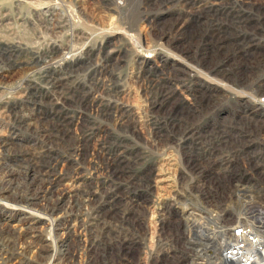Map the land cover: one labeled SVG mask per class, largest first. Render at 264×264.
Listing matches in <instances>:
<instances>
[{"label": "rangeland", "instance_id": "obj_1", "mask_svg": "<svg viewBox=\"0 0 264 264\" xmlns=\"http://www.w3.org/2000/svg\"><path fill=\"white\" fill-rule=\"evenodd\" d=\"M261 98L264 0H0V178L24 165L59 180L48 196L71 236L53 245L135 225L150 240V190L168 192L208 126L264 120ZM11 178L24 188L0 199V256L25 247L42 264L48 226L23 230L8 206L32 195L42 213L47 190Z\"/></svg>", "mask_w": 264, "mask_h": 264}, {"label": "built area", "instance_id": "obj_2", "mask_svg": "<svg viewBox=\"0 0 264 264\" xmlns=\"http://www.w3.org/2000/svg\"><path fill=\"white\" fill-rule=\"evenodd\" d=\"M236 124L205 128L216 136L187 149L168 192L150 190V240L135 224L85 234L42 264H264V120Z\"/></svg>", "mask_w": 264, "mask_h": 264}, {"label": "bare ground", "instance_id": "obj_3", "mask_svg": "<svg viewBox=\"0 0 264 264\" xmlns=\"http://www.w3.org/2000/svg\"><path fill=\"white\" fill-rule=\"evenodd\" d=\"M247 97H244V98L240 97L242 100H240V102H239V106L242 107V109H243L242 112L244 113V111H245L246 114H247V111H248V105L250 104V100ZM58 105H59V101L56 102L55 106L56 107H59ZM259 105H256L255 104V106H256L255 108H260V109L256 111V114L254 115V117L260 119V117L258 115L260 113H262L263 108L260 107ZM55 111H57V110H55ZM249 113L252 114L251 111ZM262 114H264V112ZM61 121H62L63 124H66L67 121H68V116L67 117L64 116V119L62 118ZM185 138H187V137H185ZM0 170H1V168H0ZM7 173L8 174H6V172H5V174H3V176L0 178L1 179L0 181H1V183L5 182L6 183L5 185H9V187L5 186L4 184L2 185V187H0V199H4V197L7 195V194H4V193L8 190V188L9 189L10 188L13 189V188H15V186L18 189H23L24 188V187L22 188V186L18 182H16V184L13 185V182H14L13 180L14 179L11 178V176H15V175H16L17 178L21 179V181H24L26 185L28 184V186H30L31 184H36V183L41 182L38 186H40L42 188L45 187L46 190H47L41 196L42 199H45L46 200V201H43L41 203V206L44 209V211L42 213H39L37 211L39 214H36L35 213V215H33V213L30 210H28L30 207L35 206L37 203H39L38 202V198L31 195V196H29V197H27L25 199L26 203H21L20 202L18 204H11V205L8 206V210L10 211V213L8 214L10 216V218H8V220H12L13 219V217H14L13 214L14 215L19 214L20 216L18 215L19 216L18 217L19 219H18L17 224H20L21 225L20 228H22L23 230L25 228L27 230V228H29V226L34 227V228H38L39 227V229H40L41 228V225H38V224L39 223H44V224H46V226H48V235L50 236V239H51L50 243H48V244H51L52 245V248L50 247L48 249V251L49 250H53V251L68 252V251L72 250V249H68V247H69V245L67 243L68 240L66 242V240L62 239L61 241H59V244L58 245H53V244H55V243H53V241L56 239V237H61V238L63 237L64 238V237H67V235H70L71 236V234H69V233H71V231H70L71 230V226H68V225L65 226V225H63V222H62L63 221L62 220L63 214L59 211V208L62 207L61 200H60L59 197H58L57 200H54L53 197H52V195H53L52 193L55 191L56 186H58V183H56V182L59 181V180H57L56 178L54 179V178L49 177L47 179V181H45L43 176H39L38 174H33L32 175L31 170L29 169V167L28 166L25 167L24 165L23 166H19V167H13L10 171L8 170ZM32 187L33 186H31V188ZM49 194H52V195L48 196ZM90 194H91V189L90 188H84V190H81L80 191V197H81L82 201H84L85 203H88L89 202L88 200L90 199ZM138 201H140V200H137V202H136L137 204H139ZM20 204H22V206ZM1 205L6 206L7 204L0 201V206ZM1 211L5 212L4 209H2ZM12 212H13V214H12ZM15 217H17V216H15ZM34 218H35V220L32 221ZM105 219H103V220H105ZM103 220H101V221H103ZM7 223H8V226L7 227L10 230V228L12 227V225L9 222H7ZM22 223H25V224L26 223H29L28 224L29 226L27 227V224H26V227L24 228V226L22 225ZM119 223H121V222H119ZM17 228H19V225L15 226V229H17ZM89 229H91V228H89ZM41 231L43 233V230H41ZM61 234H63V235H61ZM102 234L103 233H100V235H102ZM93 235H99V234H93ZM56 241H57V239H56ZM46 244H47V242H46ZM7 246L8 245L6 244V247ZM2 248L3 247L0 245V250ZM24 249H25V247H24ZM24 249L22 248V250L18 249V250H15V251H13V249H11L12 252H10L9 254L1 255L0 256V264H23L24 261H25V259H26V255L25 254H27L26 249L25 250ZM47 257L49 258V260H56L57 259V256L56 255L47 254L45 256V259ZM14 258H17L18 260L14 262L13 261ZM43 261H44V259H43Z\"/></svg>", "mask_w": 264, "mask_h": 264}]
</instances>
